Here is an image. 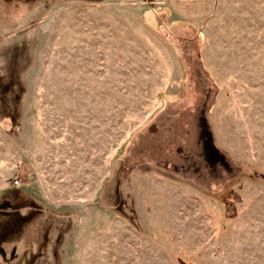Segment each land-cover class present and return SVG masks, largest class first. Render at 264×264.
Segmentation results:
<instances>
[{
	"label": "rangeland",
	"instance_id": "374dc122",
	"mask_svg": "<svg viewBox=\"0 0 264 264\" xmlns=\"http://www.w3.org/2000/svg\"><path fill=\"white\" fill-rule=\"evenodd\" d=\"M0 100V264H264V0H0Z\"/></svg>",
	"mask_w": 264,
	"mask_h": 264
},
{
	"label": "trees",
	"instance_id": "16d2710c",
	"mask_svg": "<svg viewBox=\"0 0 264 264\" xmlns=\"http://www.w3.org/2000/svg\"><path fill=\"white\" fill-rule=\"evenodd\" d=\"M153 15L154 19H158V21L160 20L159 15H156L155 13ZM186 27L187 25L183 24L180 25L178 28L183 29ZM2 100L4 101L5 98H3ZM3 101L0 100V103H2ZM13 192L18 193L17 190H13L11 193ZM31 204L32 203H29L30 206H24L20 208L16 206L14 207L7 201L0 202V255H2L3 257H5L6 254L4 250V245L11 244L13 242L15 243L16 238L13 241L9 239L12 238V235L17 234V232L20 233L23 226L26 225L30 220L32 212L36 211L35 208L33 209V206ZM24 210L27 212H25L23 215L22 211ZM26 257H32L30 259H33L34 255L30 253L29 255H26ZM25 261L26 260L23 259L22 264H25Z\"/></svg>",
	"mask_w": 264,
	"mask_h": 264
},
{
	"label": "built area",
	"instance_id": "2783aa9c",
	"mask_svg": "<svg viewBox=\"0 0 264 264\" xmlns=\"http://www.w3.org/2000/svg\"><path fill=\"white\" fill-rule=\"evenodd\" d=\"M15 187H17V184H16V186Z\"/></svg>",
	"mask_w": 264,
	"mask_h": 264
},
{
	"label": "crops",
	"instance_id": "0c3cea01",
	"mask_svg": "<svg viewBox=\"0 0 264 264\" xmlns=\"http://www.w3.org/2000/svg\"><path fill=\"white\" fill-rule=\"evenodd\" d=\"M18 188V187H17Z\"/></svg>",
	"mask_w": 264,
	"mask_h": 264
}]
</instances>
